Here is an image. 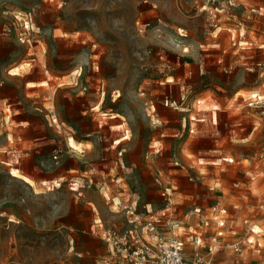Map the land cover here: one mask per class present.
<instances>
[{
    "label": "rangeland",
    "instance_id": "1",
    "mask_svg": "<svg viewBox=\"0 0 264 264\" xmlns=\"http://www.w3.org/2000/svg\"><path fill=\"white\" fill-rule=\"evenodd\" d=\"M252 6L0 0V264H98L132 208L185 253L188 225L207 222L205 241L222 232L199 250L211 264H264Z\"/></svg>",
    "mask_w": 264,
    "mask_h": 264
},
{
    "label": "built area",
    "instance_id": "2",
    "mask_svg": "<svg viewBox=\"0 0 264 264\" xmlns=\"http://www.w3.org/2000/svg\"><path fill=\"white\" fill-rule=\"evenodd\" d=\"M229 5L234 7L235 3L229 2ZM262 9L264 7L252 6L248 11L264 15ZM262 78H264V69H262ZM253 98L257 100V94ZM130 214L133 217L128 220L127 226L122 231L115 233L107 230L101 234V239L107 245L108 254L102 256L98 264H211V256L199 253L200 248H207L209 253L213 254L219 244L217 231H211L213 235L205 241L207 222H201L195 227H187L186 242L191 251L185 253L183 247L185 241L175 237L168 239L161 235L153 216L142 217L139 213L134 214L133 208ZM231 247L234 251L239 250L236 243Z\"/></svg>",
    "mask_w": 264,
    "mask_h": 264
},
{
    "label": "bare ground",
    "instance_id": "3",
    "mask_svg": "<svg viewBox=\"0 0 264 264\" xmlns=\"http://www.w3.org/2000/svg\"><path fill=\"white\" fill-rule=\"evenodd\" d=\"M68 144H69V147H77L75 141L73 140V138H69L68 139ZM11 174L14 175L15 177H18V178H23L24 180H28V178L24 175H21L19 172H17L16 170L14 169H11ZM26 182V181H25Z\"/></svg>",
    "mask_w": 264,
    "mask_h": 264
},
{
    "label": "crops",
    "instance_id": "4",
    "mask_svg": "<svg viewBox=\"0 0 264 264\" xmlns=\"http://www.w3.org/2000/svg\"><path fill=\"white\" fill-rule=\"evenodd\" d=\"M188 226H189V225H188ZM220 232H221V231H220ZM220 232H219V230L217 231V234H219V236H221V233H222V232H221V233H220ZM174 234H175V233H174ZM166 238L169 239L170 237L167 236ZM175 238H178V237L175 236ZM180 239H181V238H180Z\"/></svg>",
    "mask_w": 264,
    "mask_h": 264
}]
</instances>
